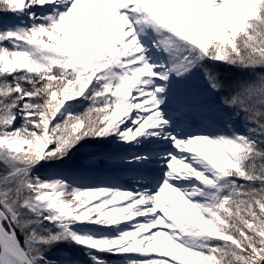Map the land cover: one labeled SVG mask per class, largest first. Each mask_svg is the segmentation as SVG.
I'll return each mask as SVG.
<instances>
[{
	"label": "snow or ice",
	"instance_id": "snow-or-ice-1",
	"mask_svg": "<svg viewBox=\"0 0 264 264\" xmlns=\"http://www.w3.org/2000/svg\"><path fill=\"white\" fill-rule=\"evenodd\" d=\"M0 264H264V0H0Z\"/></svg>",
	"mask_w": 264,
	"mask_h": 264
}]
</instances>
